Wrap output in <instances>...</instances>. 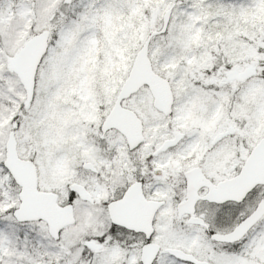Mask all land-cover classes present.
I'll return each instance as SVG.
<instances>
[{"label": "snow or ice", "instance_id": "1", "mask_svg": "<svg viewBox=\"0 0 264 264\" xmlns=\"http://www.w3.org/2000/svg\"><path fill=\"white\" fill-rule=\"evenodd\" d=\"M0 264H264V0H0Z\"/></svg>", "mask_w": 264, "mask_h": 264}]
</instances>
